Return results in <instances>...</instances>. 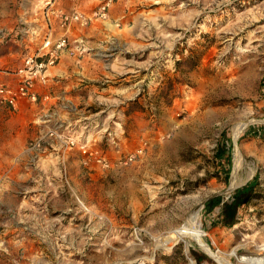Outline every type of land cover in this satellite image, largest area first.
<instances>
[{"label":"rangeland","instance_id":"1","mask_svg":"<svg viewBox=\"0 0 264 264\" xmlns=\"http://www.w3.org/2000/svg\"><path fill=\"white\" fill-rule=\"evenodd\" d=\"M75 30L85 50L70 76L0 109V264H218L175 239L185 229L234 263L237 246L264 257V0H111Z\"/></svg>","mask_w":264,"mask_h":264},{"label":"built area","instance_id":"2","mask_svg":"<svg viewBox=\"0 0 264 264\" xmlns=\"http://www.w3.org/2000/svg\"><path fill=\"white\" fill-rule=\"evenodd\" d=\"M69 1L72 7L65 9L58 5V0H41L39 9L44 17V32L38 33L35 27L31 30V23L20 18L17 28L7 35L9 41L12 39L22 49V54L17 65L0 62V109L13 112L23 101L36 102L40 96L39 88L47 86L51 80L56 81V77L50 75V69L59 63L62 55L76 58L85 50L82 40L71 38L68 32L73 27H86L93 18L106 19L111 2L98 0L88 15L80 9L79 0ZM34 36H40V41L32 46ZM42 97L46 98L45 95ZM67 144L75 146L76 139L67 137ZM78 147L85 156L107 166L97 150H91L86 143Z\"/></svg>","mask_w":264,"mask_h":264},{"label":"crops","instance_id":"3","mask_svg":"<svg viewBox=\"0 0 264 264\" xmlns=\"http://www.w3.org/2000/svg\"><path fill=\"white\" fill-rule=\"evenodd\" d=\"M10 1L11 0H0V62H8L10 65H17L20 62L22 49L15 42H13L12 39H10L11 41H9L7 35L17 28L20 22V18L26 19L29 24L31 23V26L33 27L31 28V30L35 27L38 33L44 32V17L41 10L39 9L41 0H12V2ZM58 5L65 9H69L72 7V3L69 0H58ZM82 6V0H79V7ZM75 29H78V27H73L68 32V35L71 38H75V36L78 35ZM30 37L31 35L28 36V38ZM34 37L35 39L32 43V46L38 44V42L40 41V36ZM77 58L71 57L67 54L62 55L59 63L50 69V75L52 77L55 76L56 81L51 80V82L47 86L39 88L40 98L41 96L45 95V99L47 100L50 96L48 95L49 91L47 89H56L60 86L57 85L58 77L65 75L70 76V73L72 72H69L68 69L71 65L73 67H76L74 61ZM76 61L80 60L77 59ZM24 103L25 101L21 102L20 105Z\"/></svg>","mask_w":264,"mask_h":264},{"label":"bare ground","instance_id":"4","mask_svg":"<svg viewBox=\"0 0 264 264\" xmlns=\"http://www.w3.org/2000/svg\"><path fill=\"white\" fill-rule=\"evenodd\" d=\"M245 127V124H241L238 128H237V132H239L240 130H242ZM244 160V159H243ZM241 157L239 156L238 151L236 152V156H235V164H234V168L232 171V175H231V186L229 187H233L236 185V183L238 182L239 177H238V173L242 167V161ZM195 218L192 217L189 220L188 223V229L193 231V227L195 225ZM185 228V227H184ZM185 231L184 233L178 234L177 237L175 239H180L181 237H185V236H190L191 238L195 239L197 242H199L200 246L218 263V264H264V257L261 256V253L258 251L260 249L254 248L252 249L251 247V251L248 252L247 255L244 254H238V252H240L242 246H237L236 248H234V250L231 252V254L236 257V263H234L233 261H231V257L230 255H226L221 253L220 251H213L208 244L204 243L199 237H195L193 235H191L190 233L187 232V230H183Z\"/></svg>","mask_w":264,"mask_h":264},{"label":"trees","instance_id":"5","mask_svg":"<svg viewBox=\"0 0 264 264\" xmlns=\"http://www.w3.org/2000/svg\"><path fill=\"white\" fill-rule=\"evenodd\" d=\"M226 148V149H225ZM214 157L216 159H225V164L227 169L225 171V176H228V165L230 163V149L229 147H225L224 143L221 142V146L219 145L215 150ZM252 183L246 184L245 186L235 190V192L228 198L229 203L227 204L228 210L232 211V214H235L238 207L244 205L248 202V194L250 192ZM221 202V197H213L206 201V208L211 210L216 205ZM235 221H228L227 224L233 225ZM197 264H202L203 260L206 258L204 255H199L197 253L192 252Z\"/></svg>","mask_w":264,"mask_h":264}]
</instances>
